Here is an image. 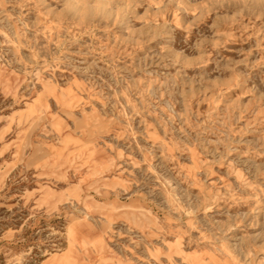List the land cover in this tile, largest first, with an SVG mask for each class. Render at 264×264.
<instances>
[{"label":"rangeland","instance_id":"obj_1","mask_svg":"<svg viewBox=\"0 0 264 264\" xmlns=\"http://www.w3.org/2000/svg\"><path fill=\"white\" fill-rule=\"evenodd\" d=\"M0 264H264V0H0Z\"/></svg>","mask_w":264,"mask_h":264},{"label":"bare ground","instance_id":"obj_2","mask_svg":"<svg viewBox=\"0 0 264 264\" xmlns=\"http://www.w3.org/2000/svg\"><path fill=\"white\" fill-rule=\"evenodd\" d=\"M261 203H258V205H260Z\"/></svg>","mask_w":264,"mask_h":264}]
</instances>
